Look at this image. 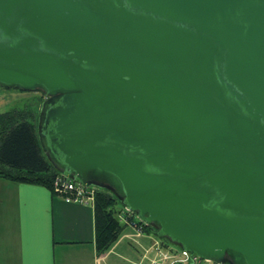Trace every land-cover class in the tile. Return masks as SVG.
Here are the masks:
<instances>
[{"label":"water","instance_id":"95a60500","mask_svg":"<svg viewBox=\"0 0 264 264\" xmlns=\"http://www.w3.org/2000/svg\"><path fill=\"white\" fill-rule=\"evenodd\" d=\"M0 87L39 141L183 251L264 264V0H0Z\"/></svg>","mask_w":264,"mask_h":264},{"label":"crops","instance_id":"0c3cea01","mask_svg":"<svg viewBox=\"0 0 264 264\" xmlns=\"http://www.w3.org/2000/svg\"><path fill=\"white\" fill-rule=\"evenodd\" d=\"M154 236L126 227L112 248L98 255L93 205L67 203L46 187L0 179V264H103L113 255L130 261L127 248L117 253L126 240L138 253L131 264H153L158 247L168 252Z\"/></svg>","mask_w":264,"mask_h":264},{"label":"trees","instance_id":"16d2710c","mask_svg":"<svg viewBox=\"0 0 264 264\" xmlns=\"http://www.w3.org/2000/svg\"><path fill=\"white\" fill-rule=\"evenodd\" d=\"M30 119V114L23 111L0 114V179L43 186L53 192L54 180L62 173L44 155L38 131ZM93 207L96 252L103 255L117 242L127 225L120 219L123 206L111 192L98 188ZM139 226L142 233H151L159 238L155 228L143 223ZM159 239L163 243L168 241Z\"/></svg>","mask_w":264,"mask_h":264},{"label":"built area","instance_id":"2783aa9c","mask_svg":"<svg viewBox=\"0 0 264 264\" xmlns=\"http://www.w3.org/2000/svg\"><path fill=\"white\" fill-rule=\"evenodd\" d=\"M97 187H84L70 178L65 177L63 174L57 176L53 183V192L57 196H60L67 203H77L83 205H94L95 194ZM121 222L126 224L127 227L132 228L138 233H142V227L139 226L141 222L136 218V215L123 207L121 216ZM146 225L145 223H143ZM147 226V225H146ZM168 252L164 254L161 247L157 248L159 254L158 260L154 261L153 264H217L211 261L203 260L195 255L183 251L181 248H176L178 252L183 256L181 260L173 261L176 258V253L171 247L165 246Z\"/></svg>","mask_w":264,"mask_h":264},{"label":"rangeland","instance_id":"374dc122","mask_svg":"<svg viewBox=\"0 0 264 264\" xmlns=\"http://www.w3.org/2000/svg\"><path fill=\"white\" fill-rule=\"evenodd\" d=\"M45 102H46V95L41 91L21 92L15 89H5L0 87V114L11 112L14 110L29 113L31 116L30 121L35 126L38 133H39L40 115L42 114L43 105L45 104ZM153 240L160 241V239H158L155 236L153 237ZM143 245L145 246L147 244H143ZM132 246L136 248V246L132 244L131 241L126 240L123 242L122 247L118 249L117 253H120L121 249L127 248L129 251L128 256L130 257V261L134 262L138 258V253L136 249H134ZM164 246L171 247L174 250V254L176 253L177 256L176 258L174 257L173 261L183 259V256H181V254L176 249L178 248V246L170 244L168 241L164 242ZM174 246L176 248H174ZM130 261L120 260L118 259V257L113 255L103 264H131L132 262Z\"/></svg>","mask_w":264,"mask_h":264},{"label":"flooded vegetation","instance_id":"af4514ba","mask_svg":"<svg viewBox=\"0 0 264 264\" xmlns=\"http://www.w3.org/2000/svg\"><path fill=\"white\" fill-rule=\"evenodd\" d=\"M49 99H50L49 97H46V102H47Z\"/></svg>","mask_w":264,"mask_h":264}]
</instances>
